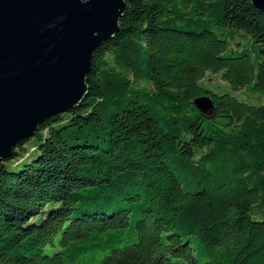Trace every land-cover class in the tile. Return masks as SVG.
<instances>
[{
  "label": "trees",
  "instance_id": "obj_1",
  "mask_svg": "<svg viewBox=\"0 0 264 264\" xmlns=\"http://www.w3.org/2000/svg\"><path fill=\"white\" fill-rule=\"evenodd\" d=\"M125 2L82 101L0 161V264H264V15Z\"/></svg>",
  "mask_w": 264,
  "mask_h": 264
},
{
  "label": "water",
  "instance_id": "obj_2",
  "mask_svg": "<svg viewBox=\"0 0 264 264\" xmlns=\"http://www.w3.org/2000/svg\"><path fill=\"white\" fill-rule=\"evenodd\" d=\"M264 15V0H250ZM125 0H0V161L87 93L95 51L119 30ZM192 103L205 116L209 95Z\"/></svg>",
  "mask_w": 264,
  "mask_h": 264
},
{
  "label": "rangeland",
  "instance_id": "obj_3",
  "mask_svg": "<svg viewBox=\"0 0 264 264\" xmlns=\"http://www.w3.org/2000/svg\"><path fill=\"white\" fill-rule=\"evenodd\" d=\"M203 84L206 85L207 87L212 88L213 90H217L219 87V90L223 89V90H227L228 86L225 83V81L221 78V76L219 74H211L209 72L206 73V75L204 76L203 80H202ZM245 89H241L239 91L236 92V95L239 98L244 99L245 97H247V99H255L256 96H254V94L248 93L245 94ZM261 101L264 102V95H260L259 96ZM21 158H19L16 161H19Z\"/></svg>",
  "mask_w": 264,
  "mask_h": 264
}]
</instances>
